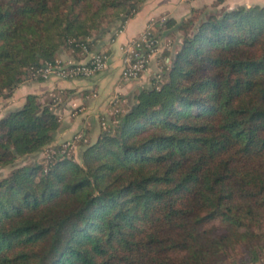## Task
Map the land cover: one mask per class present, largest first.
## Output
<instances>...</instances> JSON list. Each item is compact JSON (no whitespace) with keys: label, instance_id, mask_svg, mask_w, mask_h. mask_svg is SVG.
<instances>
[{"label":"trees","instance_id":"1","mask_svg":"<svg viewBox=\"0 0 264 264\" xmlns=\"http://www.w3.org/2000/svg\"><path fill=\"white\" fill-rule=\"evenodd\" d=\"M145 0H0V96ZM166 19L169 62L103 115L82 161L52 143L55 95L0 116V264H257L264 254V4ZM157 25V24H156ZM165 35V36H164ZM174 46L176 48L174 49ZM58 96L63 94L57 91ZM61 102H56L60 105ZM61 106V105H60Z\"/></svg>","mask_w":264,"mask_h":264},{"label":"crops","instance_id":"2","mask_svg":"<svg viewBox=\"0 0 264 264\" xmlns=\"http://www.w3.org/2000/svg\"><path fill=\"white\" fill-rule=\"evenodd\" d=\"M215 0H145L132 17L127 19L123 27L118 30L120 22L105 23L104 27L95 32L91 37L94 43L91 51H107L110 54V65L108 68L91 76H79L63 78L54 75L47 79L31 78L20 82L12 94L7 97L0 96V116L10 108L18 107L26 100L29 93H57L62 91L63 102L59 108L63 119L57 136L69 134L72 136L77 131L87 133L88 137L94 139L100 130L99 116L105 115L109 100L115 95L127 101L140 88L149 86L151 78L156 73L157 61L161 60L164 49L161 47L151 58L148 70L134 87L129 88L127 81L121 77L123 66V47L132 38L138 36L146 29L150 19L157 20L154 29L158 34H165L166 25L158 24L161 18L182 20L194 6L211 5ZM264 4V0H223L222 5L234 7L238 4ZM165 36V35H164ZM58 57L64 59L86 60L87 55L81 51H74L70 46L64 45L57 53ZM96 94V95H95ZM72 112L81 116L73 121ZM77 115V114H76ZM75 115V116H76ZM68 136V137H69Z\"/></svg>","mask_w":264,"mask_h":264},{"label":"built area","instance_id":"3","mask_svg":"<svg viewBox=\"0 0 264 264\" xmlns=\"http://www.w3.org/2000/svg\"><path fill=\"white\" fill-rule=\"evenodd\" d=\"M165 20L166 17H163L159 21ZM156 23L157 20L152 17L146 29L123 47L121 75L124 79L136 78L148 70L152 54L160 50V41L152 32ZM77 45L80 47L81 52L88 56L86 60L64 59L61 57H57L54 60H46L36 68L34 75L43 79L54 75L63 78L91 76L109 67L110 54L107 51H91L85 42H78ZM53 95H55L56 102L60 101V96L55 93ZM64 147H70V144H66ZM61 152L64 153L63 151ZM56 153L57 149L51 148L47 156L50 159Z\"/></svg>","mask_w":264,"mask_h":264},{"label":"rangeland","instance_id":"4","mask_svg":"<svg viewBox=\"0 0 264 264\" xmlns=\"http://www.w3.org/2000/svg\"><path fill=\"white\" fill-rule=\"evenodd\" d=\"M175 40H176L175 34H171V35L167 36L165 39H163V41H161L160 48L162 47V48L173 49V43H174ZM175 48H176V46H174V49ZM154 54H152V57H153ZM168 62H169V58L166 57V56H162L161 57V60L160 61H157L156 73L157 72H160L162 70L161 69L162 65H164L165 63H168ZM121 72H122V70H121ZM142 76H143V73H141L136 78L126 80L121 75L122 79L125 80V81H127V84L129 86V88H133L134 87L133 86L134 85V82L135 81H138L139 79H141ZM43 94L44 93L39 94V95H42V99L44 100L45 98H44ZM60 97H61V99L58 102H61L60 103V105H61L62 102H63V96L61 95ZM126 103H127V101L125 99H123V98L121 99L118 96V94H115L109 100L108 106L106 107L105 111L102 112V113L105 114V116L109 119V117H111V115L114 113L115 110L120 109V108H126ZM50 105H51V107L55 108L54 110L56 112H58V116H59L60 120H62L63 119V116L59 112L60 105L59 104H56V101L54 103H51ZM72 115H74L73 118H72L73 121H77V119H79L81 117L76 112H72ZM102 116L103 115L99 116V119L100 120L102 119ZM101 122H102V120H101ZM77 132L78 133H76V134L74 133L72 136H69V134L64 135L63 137L61 135L60 136H57L56 139L52 143L46 145L43 150H41V151L35 153L34 155H31V156H22V157H19L15 161V164H26V163H31L32 161H37V162H43L44 163V162H46V161L49 160V158L47 156L49 150L51 148H56L59 145L60 146H63L62 147L63 149L61 148L60 149V152L63 151L64 154H66L68 156H72V157H74L78 161H82L81 152H82L83 147L78 143V139H77V137H79L82 134V132L80 130L77 131ZM92 140H96V138H94ZM66 144H70V147H64V146H66ZM11 168H12V165H5V166L0 167V176L5 175ZM251 264H253V263H251ZM257 264H264V254L261 256V258H260V260H259V262Z\"/></svg>","mask_w":264,"mask_h":264}]
</instances>
